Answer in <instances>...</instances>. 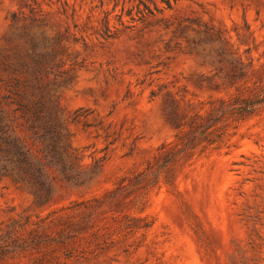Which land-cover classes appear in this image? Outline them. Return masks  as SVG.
<instances>
[{"label": "rangeland", "instance_id": "obj_1", "mask_svg": "<svg viewBox=\"0 0 264 264\" xmlns=\"http://www.w3.org/2000/svg\"><path fill=\"white\" fill-rule=\"evenodd\" d=\"M57 35L52 193L0 175V264H264V0H0V61Z\"/></svg>", "mask_w": 264, "mask_h": 264}, {"label": "trees", "instance_id": "obj_2", "mask_svg": "<svg viewBox=\"0 0 264 264\" xmlns=\"http://www.w3.org/2000/svg\"><path fill=\"white\" fill-rule=\"evenodd\" d=\"M167 2L170 5L171 0ZM17 19L14 13L12 20ZM63 38L31 36L26 48L3 53L0 61V84L6 88L3 98L18 112L0 109V175L27 183L36 203L51 197L52 184L45 176V165L58 156L61 126L58 113H53V96L57 87L72 80L74 68L61 69L64 62L56 60L57 52L47 50ZM20 128L26 135L19 133ZM28 138L40 144L42 156L35 154ZM41 157L48 161L42 162Z\"/></svg>", "mask_w": 264, "mask_h": 264}]
</instances>
